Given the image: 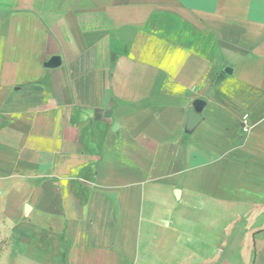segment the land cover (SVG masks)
I'll return each mask as SVG.
<instances>
[{"label":"crops","instance_id":"crops-1","mask_svg":"<svg viewBox=\"0 0 264 264\" xmlns=\"http://www.w3.org/2000/svg\"><path fill=\"white\" fill-rule=\"evenodd\" d=\"M0 264H264V0H0Z\"/></svg>","mask_w":264,"mask_h":264},{"label":"built area","instance_id":"built-area-1","mask_svg":"<svg viewBox=\"0 0 264 264\" xmlns=\"http://www.w3.org/2000/svg\"><path fill=\"white\" fill-rule=\"evenodd\" d=\"M243 124H244V130L247 131L248 130V127H247L246 118L243 119Z\"/></svg>","mask_w":264,"mask_h":264},{"label":"water","instance_id":"water-1","mask_svg":"<svg viewBox=\"0 0 264 264\" xmlns=\"http://www.w3.org/2000/svg\"><path fill=\"white\" fill-rule=\"evenodd\" d=\"M197 102H200V100H197ZM191 116H192L191 118H193L194 114L191 113ZM192 121H193V120H192Z\"/></svg>","mask_w":264,"mask_h":264}]
</instances>
